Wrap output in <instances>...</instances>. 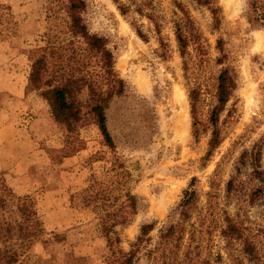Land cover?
<instances>
[{
    "label": "rangeland",
    "instance_id": "1",
    "mask_svg": "<svg viewBox=\"0 0 264 264\" xmlns=\"http://www.w3.org/2000/svg\"><path fill=\"white\" fill-rule=\"evenodd\" d=\"M169 1L155 0L166 21ZM180 1L206 47L204 60L187 71L169 22L162 28L163 58L157 36L149 31L144 41L129 23L136 18L148 31V20L123 17L112 0L83 2L88 32L106 39L114 68L125 81V92L114 96L106 110L114 140L110 148L91 113L84 109L69 132L54 120L41 89L28 83L37 50L46 53L50 78L99 79L98 57L71 33L70 0H0V171L16 194L28 197L42 224L39 237L23 249L20 264H68L73 254L83 256L73 264H104L108 248L102 222L127 218L116 229L119 246L128 250L142 223L156 221L151 232L156 234L192 177L197 178L200 207L211 202L216 213L239 219L245 211L257 220L258 208L246 202L247 180L235 165L240 152L264 136V32L248 22L247 0H218V28L206 8ZM219 37L228 55L223 64L216 62ZM225 66L236 83L218 113L219 143L205 158L217 76ZM191 87L199 89L194 111ZM232 176L236 187L227 194ZM128 193L136 198L134 213ZM220 226L214 223L201 238L192 264H248L238 243L228 246L222 239ZM54 234L62 240L55 241ZM14 237L1 240L0 248H16Z\"/></svg>",
    "mask_w": 264,
    "mask_h": 264
},
{
    "label": "trees",
    "instance_id": "2",
    "mask_svg": "<svg viewBox=\"0 0 264 264\" xmlns=\"http://www.w3.org/2000/svg\"><path fill=\"white\" fill-rule=\"evenodd\" d=\"M119 13L125 18H145L152 25V29L145 31L143 24L134 18L129 21L135 33L144 41L152 31L159 43L160 56L166 58L167 48L162 36L164 23L169 22L172 27L177 51L182 58L185 71L197 62H202L206 55L205 38L197 26L189 9L180 0H170L171 16L166 21L165 14L161 13L155 0H112ZM196 6L206 8L212 17L213 28H218L222 19L221 6L218 0H191ZM84 0H70L68 11L71 19V33L81 36L88 45V50L98 57L101 74L99 79L92 77H60L50 78L48 62L43 50L35 51L28 83L30 86L41 89V95L47 101L50 112L55 121L64 125L67 131H72L74 124L83 116V110L91 113L105 144L112 148L113 137L107 126L106 110L114 96L125 92V81L114 68V55L107 47L103 36L89 33L85 26L81 10ZM247 20L264 32V0H247ZM218 55L216 62L223 64L228 59L224 40L219 37L215 45ZM234 74L228 66L222 67L217 76L216 99L209 122L211 135L205 158L219 143L218 113L223 109L235 86ZM46 86V87H45ZM85 96L81 97L82 92ZM189 99L194 111L198 99V87H191ZM239 177H244L248 183L246 202L256 206L257 220L251 219L244 211L239 219L234 218L226 211L216 213L211 206H199V193L196 188L197 178L192 177L183 189L178 203L170 210L163 222L156 230V221L142 223L139 233L129 243L128 250H123L119 243L121 238L117 224H126L127 218L119 216V220L102 222L100 231L106 239L108 252L103 256L104 264H192V255L200 250L201 238L210 234L214 223L221 222L219 233L228 246L238 243L240 252L248 264H264V136L244 148L235 165ZM234 176L226 183V192L230 194L236 187ZM131 213L136 208L135 195L128 193ZM42 232V224L33 204L26 195L16 194L7 184L0 171V241L16 238L18 242L12 248H0V264H20L19 260L23 249ZM55 241L62 239L54 234ZM17 243V244H16ZM83 256L72 255L68 264Z\"/></svg>",
    "mask_w": 264,
    "mask_h": 264
},
{
    "label": "bare ground",
    "instance_id": "3",
    "mask_svg": "<svg viewBox=\"0 0 264 264\" xmlns=\"http://www.w3.org/2000/svg\"><path fill=\"white\" fill-rule=\"evenodd\" d=\"M262 39V38H261Z\"/></svg>",
    "mask_w": 264,
    "mask_h": 264
}]
</instances>
